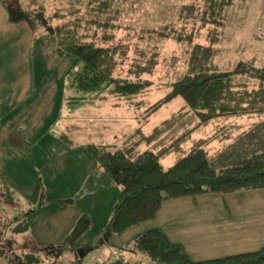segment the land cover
<instances>
[{
  "label": "trees",
  "instance_id": "1",
  "mask_svg": "<svg viewBox=\"0 0 264 264\" xmlns=\"http://www.w3.org/2000/svg\"><path fill=\"white\" fill-rule=\"evenodd\" d=\"M11 22H25L33 34L43 36L53 42L59 51L76 56L69 70L67 86L81 93H93L90 97L78 95L66 97V102L81 100L93 101L95 97H106L109 92L131 102L139 93L150 87L151 79L131 80L113 76L118 59L126 55L125 43L105 45L99 43V32L104 30L103 38H115L113 29L117 27L119 8L117 0H67L65 5L49 12L44 0H1ZM201 19L204 24L212 23L210 44L195 42L189 53L187 69L182 77L170 82L171 90L149 106L155 110L176 96H181L199 122L183 132L177 139L160 151H138L133 144L117 147L114 144L87 143L85 147L97 160L100 167L119 186L120 192L112 214L99 231L94 241L80 242L79 238L90 228L91 217L83 213L73 228L59 242L45 246L34 244L37 250L21 248L11 252L5 237H0V255L11 264H44L46 260L56 262L66 252H74L80 264L89 250L105 244L116 233H122L132 225L155 217L163 200L203 192H233L241 189L264 187V67L252 61H239L233 72H222L215 62L219 41L220 26L223 25L226 9L234 0H202ZM188 13L195 10L194 4L184 5ZM62 22L55 23V20ZM161 31L164 37L173 36L178 40L184 37L192 41L191 35ZM170 29V28H169ZM110 30V31H109ZM158 54V53H157ZM157 54L148 59L141 57L132 63L131 72L142 74L151 72L157 65ZM144 55V54H143ZM252 71L259 80L251 88L235 84L233 74ZM85 101V102H86ZM256 115L258 119L242 131L233 141L208 157L205 148L200 147L181 157L173 165L165 168L162 156L181 143L195 129L219 117ZM66 146H75V141L65 132L56 134ZM42 181V180H41ZM46 186L42 181L38 203H29V208L5 223V230L28 233L30 224L28 214L45 203ZM0 204L9 208L16 204L11 188L0 187ZM135 249L146 253L155 264H264V246L256 251L229 255L221 258L192 261L181 245L171 242L158 228H152L137 235ZM10 251V252H9ZM54 258V259H53ZM110 264L140 262L138 257H128L126 253L115 256ZM78 264V262H77Z\"/></svg>",
  "mask_w": 264,
  "mask_h": 264
},
{
  "label": "rangeland",
  "instance_id": "2",
  "mask_svg": "<svg viewBox=\"0 0 264 264\" xmlns=\"http://www.w3.org/2000/svg\"><path fill=\"white\" fill-rule=\"evenodd\" d=\"M44 1L49 12L67 2V0ZM203 3L202 0H117L119 13L117 19L114 20L117 24V27L113 29L115 38L105 40L104 30L99 32V43L105 45L125 43L128 46L127 54L119 57L113 76H122L131 80L151 79L153 82L150 87L136 95L131 102L110 93L111 86L105 87L103 91L108 92L106 94L108 99H119L129 103L130 107L126 109V113L124 110L120 111L121 116L124 114L136 116L137 121H142L139 124L143 126L146 136L149 137L141 142L138 149L142 151H160L199 122L195 112L186 105L181 96L174 97L155 110L150 111L149 106L164 97L171 90L170 82L179 79L186 72L187 60L193 43H211L209 35L214 24L202 22ZM190 4H194V11L188 13L182 9L184 5ZM58 22L62 20H55V23ZM165 25L169 26L166 31L174 29L175 32L191 35L192 41L185 37L178 40L173 36H162L161 31H165ZM17 26H20V23ZM14 29V27L0 25V31H2L0 32V130L2 132L13 130L11 140L14 141L13 136L18 137L19 146L17 148L19 150L28 148L33 153L36 146H40L38 139L45 138L47 134L56 135L65 132L76 144L92 143L96 135L101 136L100 132L96 134V130L97 128L100 130L102 128L100 125L103 124H98L97 127L94 124L95 127H90V125L82 124L78 119L79 116L89 114L85 112V105L89 101L63 102L62 108L57 109L49 95L50 90L55 88L51 86H57L62 82L65 83L63 89L65 99L81 94L90 97L93 93L84 94L67 86L69 70L62 74L67 62L60 64L52 52L46 59L39 58L38 54L43 51L41 46L37 47L38 43H32L28 48L25 42L11 40ZM220 30L219 41L214 44L217 48L215 62L220 71L233 72L235 65L241 60L252 61L255 65L264 67V0H234L226 9L224 23L220 26ZM29 34L33 35L36 41L37 34H33L32 31ZM153 53H158V62L151 72L136 74L130 71L135 60L141 57L148 59ZM232 79L235 84L240 83L248 88L253 87L259 80L249 69L243 73L233 74ZM97 98L99 97H95ZM257 119L256 115L212 119L195 129L181 143L165 153L161 162L165 168H168L181 157L200 147L205 148L208 157L215 156L218 150L233 141ZM121 120L119 119L118 122ZM49 121L51 123L46 129ZM118 126L120 130L112 128L106 135L107 139H118L121 145L137 138V135L132 133L130 123L128 126L122 124ZM39 134L40 138H33ZM18 156L26 158L19 151ZM29 163L36 164L35 156L30 153ZM38 171L39 179L37 180L40 185L36 197L33 186L26 188V194L20 188L22 186L17 185L16 179L18 178L13 173V169L7 168L4 173L0 170V187L5 184L11 188L16 202L9 208L0 204V237L6 238L5 242L7 241L10 245L8 249L11 252H17L21 248L37 250L33 246L37 242L31 232L15 234L10 230L6 231L4 225L7 222L10 224L19 212L28 209L29 203L39 202L42 181L46 186L44 204L47 203L49 199L47 188L49 187L43 177V170ZM7 176L13 179L6 178ZM97 236L90 241H94ZM104 251L105 249L102 254L96 249L89 257L84 258L83 264H95L96 261L110 264L116 259L115 256L108 258L102 256L101 259H97L105 255ZM69 254L73 255L74 252H66L63 257ZM63 257L56 262L46 260L44 264H71L72 261H67L69 256L66 259ZM125 260L130 261L127 264H148L143 260L137 263H132L131 259ZM151 264L155 263L151 262Z\"/></svg>",
  "mask_w": 264,
  "mask_h": 264
},
{
  "label": "crops",
  "instance_id": "3",
  "mask_svg": "<svg viewBox=\"0 0 264 264\" xmlns=\"http://www.w3.org/2000/svg\"><path fill=\"white\" fill-rule=\"evenodd\" d=\"M0 22V25L15 28L11 34V40L25 42L28 48L32 43H38L37 47L41 46L43 51L38 54L39 58L46 59L52 52L60 64L67 62L62 74L73 67L76 61L75 55L59 51L54 43L47 42L43 36H38L35 41L33 35L29 34L31 31L27 23L10 21L1 0ZM19 23L20 26H17ZM45 44L49 46L46 45L48 46L46 47ZM51 87L55 88L50 90L49 97L54 106L61 109L63 102H66L63 94L65 83ZM94 101H89L85 105V112L89 114L78 118L82 124L90 125V127H95L94 124L96 127L98 124H103L100 125L102 126L100 130L98 128L96 130V134L100 132L101 136L96 135V139L91 142L114 144L117 147L131 143L138 151H142L138 149L141 142L149 138L143 126L139 124L142 121H137L136 116L120 114L121 110L127 112L129 103L107 97H99ZM119 119H122L121 122H118ZM50 123L51 121L46 125V129ZM129 123L132 125V133L137 135V138L121 145L118 139H107L106 135L112 128L120 130L118 125L128 126ZM13 132V130L4 132L0 130V170L4 173L7 168L13 169V173L18 178L17 185L22 186L20 188L26 194V188L33 186L37 197L40 185L37 180L39 179L38 170L41 169L49 187L47 203L32 211L28 217L30 231L37 245L45 246L61 241L83 213L91 217V226L79 238V241L92 240L109 220L119 196V186L87 150L85 147L87 143L68 147L56 135H49L46 132L45 138L38 139L40 146H36L33 153L28 148L20 150L17 148L18 137L13 136L15 139L11 140ZM39 136L40 134L33 138H40ZM18 151L26 158L18 156ZM29 153L35 156L36 164L29 163ZM6 178L13 179L10 176ZM152 228L160 229L171 242L181 245L192 261L256 251L264 246V187L227 193L210 191L165 199L155 217L136 223L122 233L114 234L105 244L86 252L84 258L89 257L96 249L103 254L105 249V255L97 259H101L102 256L114 257L124 252L128 257H138L151 264L148 254L135 249L134 240L137 235ZM67 257V261H72L71 264H77V262L80 264L76 254H69L63 258ZM100 262L96 261L95 264H102ZM0 264L11 263L6 257L0 255Z\"/></svg>",
  "mask_w": 264,
  "mask_h": 264
}]
</instances>
